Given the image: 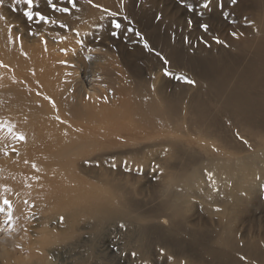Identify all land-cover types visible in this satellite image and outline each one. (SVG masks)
<instances>
[{"label":"rangeland","instance_id":"1","mask_svg":"<svg viewBox=\"0 0 264 264\" xmlns=\"http://www.w3.org/2000/svg\"><path fill=\"white\" fill-rule=\"evenodd\" d=\"M52 3L56 9L49 0H34L33 11L47 21L28 20L23 2L0 4V38L35 64L15 66L10 85L0 84V200L5 195L15 217V225L0 229V240H22V250L12 246L0 264H218L207 252L223 229L218 207L208 210L206 181L190 184L181 173L223 161L235 149L248 154L264 146V127L217 111L218 98L203 79L211 71L220 79L227 72L228 83L237 74L249 75L245 69L259 52L264 9L256 0H211L208 8L204 0ZM202 24L209 25L207 31ZM39 37L34 46L40 55L28 47ZM88 82L100 87L110 124L94 131L91 146L80 152L78 143L94 122L84 109L87 96L82 101L81 87ZM139 90L151 109L159 107L157 118L141 121L123 109ZM19 95L28 97L19 102ZM203 108H209L205 115ZM72 140L74 163L56 164ZM169 146L176 154L166 152ZM52 186L61 189L50 195L45 189ZM97 203L119 211L102 217L94 212ZM174 203L181 205L173 218L177 225L156 226L162 220L154 222L156 212L162 215L160 209L170 211ZM234 216L242 232L236 264H261L248 254L256 245L264 250L254 235L264 231V193ZM24 229L28 240L22 239Z\"/></svg>","mask_w":264,"mask_h":264},{"label":"bare ground","instance_id":"2","mask_svg":"<svg viewBox=\"0 0 264 264\" xmlns=\"http://www.w3.org/2000/svg\"><path fill=\"white\" fill-rule=\"evenodd\" d=\"M256 1L261 5L260 7L264 9V0ZM260 34V44L256 46L259 47V52L255 51L254 59L250 61L249 65L247 64L248 66L245 69L249 73V75L240 73V75L237 77V74L236 77L233 78V82L228 83L227 81L232 76L229 77L227 72H222L225 73V75H223L224 77L220 79L221 77H218L217 73L211 71L209 75L204 76L203 79L207 83L208 88H210L215 93L214 95L218 98L214 103L215 107L218 105V107L216 108L217 111L223 113L224 115H227L230 119H234V116H238L242 120L252 123L257 122L259 125L264 127V91H261L264 90V31ZM32 40L28 47L34 52H38L40 55L41 48H39L38 45L34 46V44L42 40V38L39 37L34 41ZM260 58L263 61L262 65H260ZM175 62L177 61H174V63ZM15 66H18L20 68H30L31 66H35V64L28 60L27 52L16 50L8 39L0 38V84L4 83V85H10L11 74L13 75ZM212 69H214L213 66ZM236 73L239 72L236 71ZM83 88L81 87V90L83 92L82 101L87 96V103L85 104L86 107H84V109L91 113L92 121L94 122L93 124L91 123V126L89 128L91 131L90 134L84 136L85 141L78 143L79 147L76 149V151L80 152L91 146L89 141L93 139L92 133L94 131L105 130L110 124V115L107 113V110L101 105V97H99V93L101 91L100 87L94 84V82H88L87 84H83ZM145 94L146 93H143L139 90V93H134L133 99L131 101H128L122 107L129 115H132L134 117L137 116L138 118L140 117L141 121L148 122L158 117L157 110L159 109V107L154 103L155 109H151L150 105L147 104V101L144 99ZM27 97L28 96L26 95H19L15 99L19 102H25ZM241 98L243 100L237 101ZM164 99L170 101L169 98ZM156 100L159 101L160 104L163 103L162 97H156ZM234 102L235 105L231 107L230 103ZM207 104L208 103H204L203 106H209V104ZM206 112H209V108L202 109V113L204 115ZM74 143L75 140H72L71 142L63 146L62 150L60 151V157L58 158L56 164L69 166L74 163L71 159V153L73 151ZM259 147L254 151L247 152L248 154H241L243 153L241 150L235 149L233 151H229L228 153L230 155H228V157L223 161L210 160L207 163L197 166L192 171H190L191 168L188 167L185 172L181 173L189 178L190 184H196L199 179L206 181L208 186L207 194L209 197L207 203L212 206L208 210L214 211V206L218 207V224L219 226H223V229L221 231H216L215 237L213 236L215 238L217 246H214L212 250L207 251L211 256H215L216 261L219 262L218 264H221V262H224L226 264L237 263V259L234 256L235 253L239 254L238 239L240 238L242 232L238 228V223L235 221L233 222L232 219L233 217H235L234 215H236L239 210H242V207L248 201L256 197V195L259 194L260 191L264 193V146L261 148ZM166 152L173 155L176 154L177 151L173 146H169ZM183 165L186 166V163H184ZM1 168L3 167H0V170ZM40 176L42 175L40 174ZM49 187H47L48 189L45 190H47L50 195L58 193V191L61 189L59 186H52L51 188ZM185 187L187 186L184 184L181 185V188H183L184 190H186ZM211 192H215L216 195H214L215 193L211 194ZM4 196L0 200V229H5L9 223L10 226L11 224H14L13 221H15V217L13 216L14 209L13 207L11 208V206L9 207V205H6L4 203V201L7 200L4 199ZM181 197L184 200L190 199V195L187 193H181ZM179 207H181V205L176 203L168 208L170 209V211L160 209L158 207L163 212L162 215L160 214V211L156 212V209L153 210L156 212L153 217V220H155L154 222L162 218V220L159 221V224H156V226L165 227L164 225L166 224L172 225L173 227L176 226L177 224L175 223L173 218L175 215H177L179 211V209L177 208ZM118 211V207L114 205L101 203H97L94 205V212L98 215H101L102 217L112 215L114 213H117ZM9 213H11V219H9ZM141 217L147 219L149 217H152V215L145 214ZM14 225L12 226L15 227ZM13 227L12 229H14ZM15 228H17V226ZM21 228L22 227H20L19 229L22 230L23 228ZM8 231L9 230L7 228L5 232H7L8 234ZM23 231L25 235L24 238L22 237V239L28 240V231H26L25 229ZM10 235L13 234H9V236ZM254 235L258 237V241L260 244L262 243V241H264V231L259 230L258 233ZM248 238H251L250 233L248 234ZM1 240L0 256L9 258L10 253L8 251L12 253L14 252L11 249L12 246L14 249L22 250V247L20 246V241L22 240L14 241L13 239L6 238L5 236ZM17 243H19V246L17 245ZM261 247L262 246L256 245L252 247V249H250L248 255L249 259H251L252 262L254 261L256 263L259 262L261 264H264V250L261 251L259 249ZM168 250L169 249H167V251ZM185 254L188 253L185 252ZM195 258L197 260L201 259L197 257ZM198 262L200 264H209L208 262H204L201 260Z\"/></svg>","mask_w":264,"mask_h":264},{"label":"snow or ice","instance_id":"3","mask_svg":"<svg viewBox=\"0 0 264 264\" xmlns=\"http://www.w3.org/2000/svg\"><path fill=\"white\" fill-rule=\"evenodd\" d=\"M3 2H4V0H0V4H3ZM21 2H23V3H25V4L27 5V8H26V11L24 12V15L27 17L28 20H32L34 17H39V19H40L41 21H47V20L49 19L47 16L43 15L41 12H39V11H33L34 0H17V3H21ZM69 2L72 4V7H75V6H76V2H77V0H69ZM89 2H91V0H89ZM231 2H232L233 4H235V3H236V0H231ZM49 3H50V5H51V7H52L53 9H56V8H57V5H56L55 3H52V0H49ZM210 4H211V0H204V3H203L202 6H203L204 8H208ZM221 6H222V5H221ZM97 7H99V6H97ZM191 7H192V6L189 5V8H190V9H191ZM58 10L61 11V12H70V9H69L68 7H61V8H59ZM113 15H115V13H113ZM201 15H202V13H201ZM188 23L191 24V20H189ZM120 27H121V25L117 22V23H116V28H120ZM201 27H202L205 31H207L209 25H207V24H202ZM137 35H139V33H137ZM232 35L235 36L236 33H233ZM218 42H219V41H218ZM145 46L147 47V42H145ZM164 62L167 63L166 60H165ZM165 73H166V74H170V73H168L167 69H165ZM181 78L187 80L186 77H181ZM187 82H189V83H194L193 81H187ZM9 131H11V128L9 129ZM19 139H21V140L24 139V137H23L22 134L19 136ZM4 203H5L6 205H9V207L11 206L10 201H8V200H5ZM9 219H11V213H9Z\"/></svg>","mask_w":264,"mask_h":264}]
</instances>
